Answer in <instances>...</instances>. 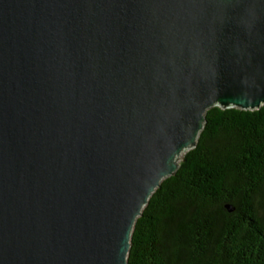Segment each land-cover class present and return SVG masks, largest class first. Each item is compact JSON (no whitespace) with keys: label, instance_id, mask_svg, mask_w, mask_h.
Segmentation results:
<instances>
[{"label":"water","instance_id":"1","mask_svg":"<svg viewBox=\"0 0 264 264\" xmlns=\"http://www.w3.org/2000/svg\"><path fill=\"white\" fill-rule=\"evenodd\" d=\"M263 103L264 0H0V264H126L206 110Z\"/></svg>","mask_w":264,"mask_h":264},{"label":"trees","instance_id":"2","mask_svg":"<svg viewBox=\"0 0 264 264\" xmlns=\"http://www.w3.org/2000/svg\"><path fill=\"white\" fill-rule=\"evenodd\" d=\"M129 244L126 264H264V103L206 110L194 146L149 196Z\"/></svg>","mask_w":264,"mask_h":264},{"label":"rangeland","instance_id":"3","mask_svg":"<svg viewBox=\"0 0 264 264\" xmlns=\"http://www.w3.org/2000/svg\"><path fill=\"white\" fill-rule=\"evenodd\" d=\"M184 154V152H182L179 156H178V158H177V163H179V161L181 160V158H182V155Z\"/></svg>","mask_w":264,"mask_h":264}]
</instances>
